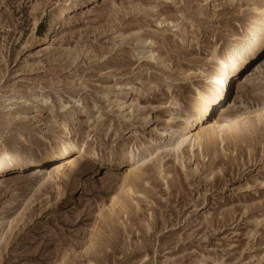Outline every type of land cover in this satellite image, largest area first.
Returning a JSON list of instances; mask_svg holds the SVG:
<instances>
[{"label":"rangeland","instance_id":"rangeland-1","mask_svg":"<svg viewBox=\"0 0 264 264\" xmlns=\"http://www.w3.org/2000/svg\"><path fill=\"white\" fill-rule=\"evenodd\" d=\"M263 18L264 0H0V149L85 147L0 168V264H264V115L224 142L164 149L178 117L195 131L232 96L228 114L262 108L256 50L241 88L192 110ZM129 153L150 157L108 210ZM105 169L116 178L98 183Z\"/></svg>","mask_w":264,"mask_h":264},{"label":"bare ground","instance_id":"bare-ground-1","mask_svg":"<svg viewBox=\"0 0 264 264\" xmlns=\"http://www.w3.org/2000/svg\"><path fill=\"white\" fill-rule=\"evenodd\" d=\"M69 7L70 9L68 10L67 8ZM69 7L64 9L65 12L59 18L60 20L64 19L68 12L76 9L77 3L72 2L69 4ZM61 12H63V10ZM48 42L49 40H47V37L39 40L40 44H48ZM262 47H264V18L256 26L253 35L241 47V49L238 48L239 50L235 52L228 60L220 63L218 72L209 77L208 91L206 93L199 92L198 99L192 108L193 113L203 116L209 111V107L207 106L208 103L223 102L226 99L227 92L229 91L227 88L231 83L234 82L236 89L241 88L246 82L247 78L245 73L241 74L242 70L247 67L251 61L256 59L253 50L261 51ZM247 52L251 54V58L244 59V55H246ZM242 53H244L243 57H241ZM232 97L226 102L225 108L222 110L224 113L223 116L213 118L206 125L199 127L195 131L191 130L193 125L191 123L192 117L190 115L186 114V116L183 118L178 117V127L173 130L174 135H171L173 136V139L170 140L164 149L172 153L174 156H177L183 151L184 148H188L189 151H192L194 148L201 149L204 144L213 145L217 141L224 142V140L231 135L239 123H242L248 119L249 113H253L257 118L264 115V105L262 108H257V110L253 112H249V110L246 108L248 111H243L238 115L234 113L228 114V112H230L235 105L234 99ZM71 153L74 154V156L76 155V157H81L85 154V147L83 145L73 144L65 137L55 139L53 141L45 140L40 144L38 141L24 143L22 147H16L9 153H4L0 149V168L2 166L13 167L17 162L26 161L27 159L30 160V165H33L36 160L38 163H46L54 160L57 156L62 157L63 155H68ZM148 157L138 159L133 155V153L128 154L127 161L130 163V166L127 171L122 174V177H120V184L118 185L119 188L117 191H115V194L111 196L109 201L110 203L107 206L108 210H113L116 205L123 207L121 206L123 205V202L120 201V196L125 192L124 188L129 186L131 177H136L144 170V165L149 159ZM30 172L36 177H43V175H48L50 177L52 170L36 168ZM114 173L115 172L111 170L105 169L96 180H98V183H105L116 178V174Z\"/></svg>","mask_w":264,"mask_h":264},{"label":"snow or ice","instance_id":"snow-or-ice-1","mask_svg":"<svg viewBox=\"0 0 264 264\" xmlns=\"http://www.w3.org/2000/svg\"><path fill=\"white\" fill-rule=\"evenodd\" d=\"M253 51H255V50H253ZM261 54L264 55V47L261 48ZM262 67H264V66H262Z\"/></svg>","mask_w":264,"mask_h":264}]
</instances>
